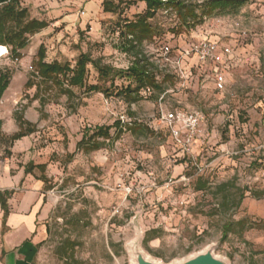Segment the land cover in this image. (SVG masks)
<instances>
[{
  "label": "rangeland",
  "instance_id": "1",
  "mask_svg": "<svg viewBox=\"0 0 264 264\" xmlns=\"http://www.w3.org/2000/svg\"><path fill=\"white\" fill-rule=\"evenodd\" d=\"M183 1L197 6L200 16L207 0ZM103 2L23 0L30 20L49 26L29 36L18 59L0 46V71L12 73L0 100L8 132L0 158L18 167L44 166L33 175L45 181L49 231L35 264H134L129 248L136 238L157 264H181L208 248L228 264H264V0H249L236 14L207 17L188 29L174 10L162 9L148 23L153 36L131 53L123 49L121 29L145 13V4L111 0L118 7L112 15L103 11ZM216 19L226 24L213 29L214 35L241 48L225 93L215 92L212 78L198 71L192 87L181 91L170 76L162 102L158 92L135 103L125 95L135 84L119 72L140 54L151 62L163 46L186 49L211 33ZM41 47L46 63L73 69L87 54L111 74L102 79L90 65L85 88H70L63 77V87L49 83L39 75ZM95 86L99 90H89ZM161 104L169 111L204 113L203 137L193 155L183 156L166 129L151 127ZM15 114L35 128L28 143H8ZM117 121L130 126L119 139L113 127L109 140L98 139L104 142L100 150L77 149L85 130L91 135ZM15 146L20 152L11 151ZM242 220L248 221L245 229L236 225ZM226 224L232 227L225 235ZM148 234L153 239L145 245Z\"/></svg>",
  "mask_w": 264,
  "mask_h": 264
},
{
  "label": "trees",
  "instance_id": "2",
  "mask_svg": "<svg viewBox=\"0 0 264 264\" xmlns=\"http://www.w3.org/2000/svg\"><path fill=\"white\" fill-rule=\"evenodd\" d=\"M142 2L146 6L145 13L140 15L134 22H127L121 29V35L126 40L124 51L131 53L138 49L144 41L150 39L153 36L151 26L148 24L151 19L156 16V13L162 9L174 10L178 17L182 21L184 28L195 27L201 25L205 18L211 16H223L229 14H236L240 9L249 3V0H207L200 6L201 14H197V6H191L186 4L183 0H135ZM116 8L112 5L111 0H104L103 11L114 15ZM192 21V25H191ZM49 24L45 21L30 20L29 11L23 5V0H0V46L8 47L11 49V55L16 59L20 57V52L27 47L29 36L38 34L42 30L48 28ZM39 75L43 80L52 81L60 87L64 84L60 82L59 77H63L67 81L68 87L72 88H85L86 77L88 73V66H93L99 77L107 79L112 69L110 67H103L101 62L94 61L89 55L83 54L78 59L75 67L71 69L68 66H63L59 63H46L45 62V50L43 47L39 50ZM140 58H136L134 64L125 71H120L121 77L132 80L135 84V88L128 86L124 91L131 101L138 102L143 97L140 92L151 88L153 92H158L159 95H163L166 92V85L171 81V77L163 75L157 66L152 64L146 56L139 55ZM161 77L162 81L157 82V77ZM12 80V73L6 69L0 71V100L4 97V94L8 90ZM90 91L99 90L98 87H91ZM65 94L71 95L70 90H65ZM18 124V132L9 137V143L13 144L27 136L34 134L35 128L32 123L25 121L18 114L14 115ZM3 121L0 120V142L3 139L2 134ZM116 127V138L123 134L124 131H129L130 126H123L120 121H117L112 127H100L96 132L90 135V130H85L81 141L77 145V149H84L86 152H94L100 150L104 142H100L98 139L107 141L111 138V130ZM35 168L44 170V166L35 167L33 164L26 166V173H31ZM12 192H0V203L4 211V220L9 214L7 207V199L11 197ZM255 198L260 199L263 194ZM264 225V222H261ZM248 221H239L236 225L246 228ZM232 225L226 224L224 226V234L226 235L231 230ZM47 231H49L47 229ZM153 238L150 234L147 235L144 240V244L147 245ZM41 245V244H40ZM40 245L38 246L40 248ZM35 264V261L33 262Z\"/></svg>",
  "mask_w": 264,
  "mask_h": 264
},
{
  "label": "built area",
  "instance_id": "3",
  "mask_svg": "<svg viewBox=\"0 0 264 264\" xmlns=\"http://www.w3.org/2000/svg\"><path fill=\"white\" fill-rule=\"evenodd\" d=\"M225 24L224 20L216 19L210 26L211 33L181 51L173 52L169 46H163L158 59L155 58L151 63L157 66L164 76L175 78L180 91L188 89L189 86L192 87L194 73L202 71L203 74H208L212 78L215 92L225 93L228 73L241 59V48L237 49L231 41L223 42L221 38L214 35L216 32L213 29L224 27ZM235 26L240 27L238 23ZM160 78L159 76L156 78L157 82L162 81ZM153 93V90L148 88L141 91L140 95L148 98ZM167 94L165 92L161 96L160 102ZM204 124L205 115L200 110L177 108L169 111L161 104L158 117L151 127L155 131L166 129L183 156H190L193 155L194 146L203 137ZM195 167L199 173L205 171L198 164H195Z\"/></svg>",
  "mask_w": 264,
  "mask_h": 264
},
{
  "label": "crops",
  "instance_id": "4",
  "mask_svg": "<svg viewBox=\"0 0 264 264\" xmlns=\"http://www.w3.org/2000/svg\"><path fill=\"white\" fill-rule=\"evenodd\" d=\"M9 122L12 126L11 133L14 135L19 130L15 117L14 119L11 117ZM5 132L8 133L2 128V134ZM28 137L16 142L18 145L25 141L28 143ZM7 139L9 143V138ZM20 149V146H15L11 151L18 153ZM26 166L18 167L14 160L0 158V192L13 193L7 199L9 214L5 220L0 203V264H33L39 252L38 246L47 234L45 181L34 177L33 172L38 168L26 173Z\"/></svg>",
  "mask_w": 264,
  "mask_h": 264
},
{
  "label": "water",
  "instance_id": "5",
  "mask_svg": "<svg viewBox=\"0 0 264 264\" xmlns=\"http://www.w3.org/2000/svg\"><path fill=\"white\" fill-rule=\"evenodd\" d=\"M136 264H157L148 258L143 251L140 250L138 242L135 245ZM181 264H228L225 260L220 259L214 253L213 248H208L205 251L189 258Z\"/></svg>",
  "mask_w": 264,
  "mask_h": 264
},
{
  "label": "bare ground",
  "instance_id": "6",
  "mask_svg": "<svg viewBox=\"0 0 264 264\" xmlns=\"http://www.w3.org/2000/svg\"><path fill=\"white\" fill-rule=\"evenodd\" d=\"M138 241V238L134 239L131 243H130V248H129V251H130V255H131V258H132V261L134 264H136V254H135V245ZM147 256V255H146ZM148 257V256H147ZM149 258V257H148Z\"/></svg>",
  "mask_w": 264,
  "mask_h": 264
}]
</instances>
